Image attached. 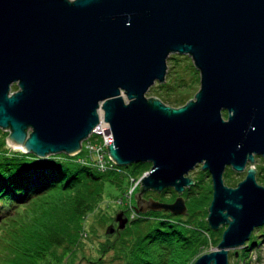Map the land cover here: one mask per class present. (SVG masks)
I'll use <instances>...</instances> for the list:
<instances>
[{
	"label": "water",
	"instance_id": "1",
	"mask_svg": "<svg viewBox=\"0 0 264 264\" xmlns=\"http://www.w3.org/2000/svg\"><path fill=\"white\" fill-rule=\"evenodd\" d=\"M172 54L191 57L200 72L195 96L179 107L146 95L166 81ZM99 108L114 163H152L135 194L137 212L186 215L190 171L201 164L211 175L207 219L215 231L227 227L194 264H229V251L264 225L254 166L264 157V0H0V128L10 129L8 145L74 155L99 123ZM227 167L247 169L235 187L225 184ZM168 188L179 194L173 202L143 197ZM117 219L123 228L122 214Z\"/></svg>",
	"mask_w": 264,
	"mask_h": 264
},
{
	"label": "trees",
	"instance_id": "2",
	"mask_svg": "<svg viewBox=\"0 0 264 264\" xmlns=\"http://www.w3.org/2000/svg\"><path fill=\"white\" fill-rule=\"evenodd\" d=\"M199 87L200 72L191 57L172 54L166 81L150 89H156L157 97L165 103L179 107L193 98ZM223 114L227 117V111ZM76 157L12 151L0 139V248L6 251L0 252V264H194L212 240L218 246L223 232L211 229L207 219L213 188L212 181L200 184L202 174L209 175L205 170L182 193L186 215L165 210L137 212L136 207L131 214L129 205L120 202L119 214L126 220L125 226L118 225L114 231L113 225H108L106 234L99 235L86 219L101 207L106 185L119 187L120 198H124L132 179L140 178L152 163H114L102 171L79 163ZM263 169L257 168L258 181L264 178ZM233 171L227 167L225 176ZM152 193V198L165 202L179 196L174 188ZM248 244L258 246V237L251 234L245 243L247 248L240 253L244 259ZM104 252L112 255L105 259ZM229 255H237V251L230 250Z\"/></svg>",
	"mask_w": 264,
	"mask_h": 264
},
{
	"label": "rangeland",
	"instance_id": "3",
	"mask_svg": "<svg viewBox=\"0 0 264 264\" xmlns=\"http://www.w3.org/2000/svg\"><path fill=\"white\" fill-rule=\"evenodd\" d=\"M14 86H17V84L13 83L11 85L12 91L16 90ZM156 94H157L156 89L155 90L150 89L146 95L148 97H157L158 95H156ZM2 131H3V133L0 132V139L3 141L4 140L6 141V148H8L12 151H20V150L12 149V147H10L8 145L7 137L10 134V129H6V130L3 129ZM250 165L251 164L249 163L247 168H249ZM254 166L260 170L261 167L264 166V157L256 155ZM201 170H203L201 168V164L197 165L193 170L190 171L189 176H191L192 178H197L198 176L201 175V174L199 175ZM262 171H263L262 175H264V169ZM146 172H145V174H146ZM229 173H230L229 176L228 175L225 176V173H224L225 184L228 186L235 187V186H237V184L241 180H243L246 177L247 169L245 171H242V172H237L234 170L232 173L231 172H229ZM207 174H209V173H207ZM203 176H204V181H201V183H200L201 185H203V183H209L210 181H212L210 174L208 176H205L202 174V177ZM258 183L261 185H264V178L262 177L261 180L258 181ZM211 185H212V183H211ZM137 191H138V188L135 190V192H137ZM120 197H121V189H119V187H116L115 185H110V184L106 185V190H105V194H104V198H103L101 207L97 211H95V212L91 213L89 216H87V219H86L88 225L90 223H92V225H95L94 226V230H95L94 232L96 234H99V235L100 234L101 235L106 234V229H107L108 225L110 226L111 224L115 228L114 231H117L119 222L116 219V217L118 218L119 209H121V207H120L121 205L122 206H125L126 204L129 205L130 213L131 214L134 213V207L136 206L137 202L135 203L133 201L134 199H132V197L131 198L127 197V195L124 198H120ZM120 202H121V205H120ZM226 227H227L226 225L221 226L217 232L222 233L226 229ZM263 232H264V225L259 227V228L257 227L253 230L252 234L254 236L258 237L259 244H258V246H251V244H248V246H250V247L248 249H246V251H245L248 254V257H246L245 259L243 257V254H242V256H240V253H242L243 247L247 248L245 246V243H247L248 241H246L244 243V245H242L238 248L231 249V252L237 251V255H229V264H264V239H261V235ZM215 237L218 238L219 235H216V236L212 235V238H215ZM215 244L216 243H214V241L212 240V242L208 245V247L206 249H204L205 250L204 253H207V252H210V251L216 249L217 246ZM0 252H6V251L4 249L0 248ZM7 254L11 255L12 253L10 254V252H7ZM104 255H105L104 258L106 259L107 257L112 255V252H108V253L104 252ZM77 257H79V255ZM2 258L3 257H1V259ZM0 263H1V261H0ZM106 264H111V263H106Z\"/></svg>",
	"mask_w": 264,
	"mask_h": 264
},
{
	"label": "built area",
	"instance_id": "4",
	"mask_svg": "<svg viewBox=\"0 0 264 264\" xmlns=\"http://www.w3.org/2000/svg\"><path fill=\"white\" fill-rule=\"evenodd\" d=\"M114 141L110 123L100 119L90 135L83 141L82 148L75 154L76 160L82 164L92 165L99 170L107 171L113 167L114 161L109 155L108 145ZM145 174L138 179H132V185L127 197L131 198L134 191L142 184Z\"/></svg>",
	"mask_w": 264,
	"mask_h": 264
},
{
	"label": "flooded vegetation",
	"instance_id": "5",
	"mask_svg": "<svg viewBox=\"0 0 264 264\" xmlns=\"http://www.w3.org/2000/svg\"><path fill=\"white\" fill-rule=\"evenodd\" d=\"M246 168H247V166H246ZM258 171V170H257ZM140 191V189L137 191V192H139ZM152 191H154V190H150V191H148V192H146L144 195H143V197L144 198H146V199H148V198H152L153 197V193H152ZM169 202H173V201H169ZM148 211H146V212H144V213H147Z\"/></svg>",
	"mask_w": 264,
	"mask_h": 264
},
{
	"label": "bare ground",
	"instance_id": "6",
	"mask_svg": "<svg viewBox=\"0 0 264 264\" xmlns=\"http://www.w3.org/2000/svg\"><path fill=\"white\" fill-rule=\"evenodd\" d=\"M99 116H100V119L104 117V111L101 108H99Z\"/></svg>",
	"mask_w": 264,
	"mask_h": 264
},
{
	"label": "clouds",
	"instance_id": "7",
	"mask_svg": "<svg viewBox=\"0 0 264 264\" xmlns=\"http://www.w3.org/2000/svg\"><path fill=\"white\" fill-rule=\"evenodd\" d=\"M84 141V140H83ZM83 141H82V143H83ZM82 148V147H81ZM71 156H75V154L74 155H71ZM248 166V165H247ZM145 174V173H144ZM139 189H141V185L138 187V190ZM135 192V191H134ZM135 193H137V192H135ZM134 196H135V194H134Z\"/></svg>",
	"mask_w": 264,
	"mask_h": 264
}]
</instances>
